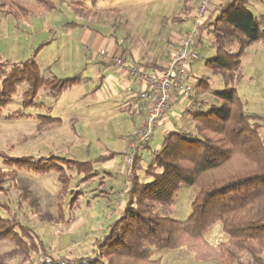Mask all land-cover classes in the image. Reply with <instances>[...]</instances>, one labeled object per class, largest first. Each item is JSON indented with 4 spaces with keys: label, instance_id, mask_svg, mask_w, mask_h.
Wrapping results in <instances>:
<instances>
[{
    "label": "trees",
    "instance_id": "16d2710c",
    "mask_svg": "<svg viewBox=\"0 0 264 264\" xmlns=\"http://www.w3.org/2000/svg\"><path fill=\"white\" fill-rule=\"evenodd\" d=\"M37 4L29 9L40 13L51 8L48 0H37ZM246 4L247 0H228L203 21L196 47L202 43L204 33L212 36L215 55L206 60L205 67L221 85L214 84L216 89H211L208 79H197L194 89L207 93L210 100L191 95L182 122L163 137L160 148L151 149L149 142L137 149L122 209L109 222L102 238L94 242L91 254L67 259L66 264H160L161 258L154 259V252L178 249L187 250L197 261L218 259L234 264L247 254L251 264H263L264 115L246 110L235 85L242 79L240 66L245 49L259 42L264 44V24ZM16 10L28 11L20 2L8 5L6 0H0L3 16H16ZM232 44L237 45L236 51L228 48ZM42 47L43 44L37 48L32 59L0 62V111L12 102L17 89L25 86L20 109L7 114L5 120L25 118L24 110L48 111L38 100L39 92L56 98L74 84V78L42 75L34 61ZM47 114L35 116L38 128L60 124L58 118ZM145 151L148 154L144 159ZM91 176L86 172L82 180ZM14 179V171L0 169V193H5V183ZM181 186L191 187L193 193L189 216L177 221L166 212ZM217 223L227 240L211 246L204 235ZM0 242L12 245L0 254V264L18 257L28 263L34 254L45 252L33 230L21 225L14 215L0 214ZM49 264L59 263L52 258Z\"/></svg>",
    "mask_w": 264,
    "mask_h": 264
},
{
    "label": "rangeland",
    "instance_id": "374dc122",
    "mask_svg": "<svg viewBox=\"0 0 264 264\" xmlns=\"http://www.w3.org/2000/svg\"><path fill=\"white\" fill-rule=\"evenodd\" d=\"M48 1L51 2V8L36 13L30 10L29 6L37 7V0H6L8 5L12 2H20L28 11L16 10L18 13L16 16L9 15L7 17L0 14V62L19 63L33 58L37 46L44 41H37L38 43H36L30 25H34L35 31H38L44 28L45 22L52 21L55 24L56 20L67 19L71 21L77 18L75 12L77 9L71 8V12L66 14L60 12V7L63 6L60 4V0ZM251 4L254 6L253 10L264 17V5L256 0L255 2L251 1ZM170 9L171 7H155L154 4H151L145 21L149 24L151 21L156 24L157 21L163 19L162 17ZM136 10L139 13L141 11V9L136 8L134 14ZM249 10L251 11V8ZM125 15L122 10H118L108 12L107 18L118 23L119 20L126 18ZM189 27V22L178 25L177 31H174L177 33L175 38L183 36V32L191 30ZM107 31L108 28L105 26L100 29V32L104 34ZM211 40V35L204 34L202 43L196 48L199 59L192 65L190 76V84L193 89L199 78L208 79L211 89H216L214 84L215 86L221 85L219 79H216L218 77L205 67L206 60L215 55V47L210 45ZM260 47H264L262 42L254 44L253 48L249 50L245 49L246 56L242 66L243 78L235 86L246 110L252 114L264 115V69L262 68L263 54L260 53V49L263 48ZM228 48L231 51H236L237 45L232 44ZM254 61L257 66H253ZM59 67L61 64L56 65L54 69L58 70ZM74 67L69 68V74L74 72ZM42 75L45 77L44 74ZM24 89V85L19 87L12 98V102L0 111V169L15 172V179L8 180L4 185L6 192L0 193V214L2 216L14 215L21 225L33 230L42 242L45 252L34 254L28 263L21 261L18 257L8 260L7 264H34L40 255L55 254L52 252L54 248L59 251L56 252V255L62 257L65 262L67 259H71L68 251L70 247L78 251V257L87 256L91 254V248H94L92 244L102 238V234L95 230L96 223L103 219L90 217V213H102L99 204L95 203L94 195V193L98 194L100 182L104 180L101 179V170L107 163L114 161L111 181H108L107 185L110 187L112 182L117 188L123 186V153L129 147V138L133 134L135 117L127 112H101V105L96 106V109L93 107L92 110L83 108L85 109L83 115H74L72 112L74 107L70 106L74 100L69 95L65 98L67 96L65 95L66 100L64 98L61 100H64V104L67 105L64 106L65 108H61L60 124L56 127L38 128L35 116L44 113V110H24L25 118L5 120L4 117L7 114L20 109V95ZM191 95L199 100H210L207 93L197 92L195 89ZM45 96L46 93L41 90L38 100H44ZM47 103L50 104L48 101ZM64 109L68 114L63 113ZM261 135L264 138V127L261 130ZM161 138L157 136L151 142L150 146L153 150L156 145H161ZM143 156L144 159L147 158V156ZM4 161H8L7 164L14 167L10 169ZM48 163L49 168L46 169L45 164ZM76 163L83 166L78 167ZM77 171H80L79 178L75 175ZM86 172L92 175L94 173L101 175L96 174L94 177L91 176L90 181L83 182L80 179L84 177ZM80 193H83L85 197L75 202ZM192 193L191 187L181 186L179 188L170 210L166 212L171 219L177 221L187 219L191 210ZM85 203H88L89 207L85 206ZM3 205L4 208L1 207ZM105 212L104 214L107 213ZM107 222L103 223L107 224ZM101 229H105V225ZM204 238L211 246H216L225 242L227 235L223 232L221 225L217 223L205 233ZM11 248L10 243L0 242V254L9 251ZM155 258H161L160 264H229L218 259L197 261L193 254L183 249L160 254L154 252ZM241 263L251 264L247 254L241 255L238 262L234 264Z\"/></svg>",
    "mask_w": 264,
    "mask_h": 264
},
{
    "label": "crops",
    "instance_id": "0c3cea01",
    "mask_svg": "<svg viewBox=\"0 0 264 264\" xmlns=\"http://www.w3.org/2000/svg\"><path fill=\"white\" fill-rule=\"evenodd\" d=\"M200 1L117 0V2H114V0H60V4L63 5L60 7V12L68 14L75 8V10L77 9L75 11L77 18L71 21L67 19L63 21L56 20L55 24L52 21L45 22L44 28L38 31H35L34 25H30L33 30L32 36L35 38L36 43H38L37 41H44L37 46L38 48L43 44V47L36 54L34 61L41 73L45 75V78H74L75 82L63 90L56 98L45 96L47 100L44 99L42 102L49 110L46 111L44 109V113H48L47 115L60 120L61 108L67 105L64 104V100H61L65 95H67L65 98L69 95L74 100L70 105L74 107L72 111L74 115H83L85 110L83 108L92 110L93 107L96 109V106L99 105H101V112H127L135 117L133 134L129 138L130 144L137 129L147 115L148 103L147 101H139L135 98L134 95L140 89V86L115 70L110 65L111 57L122 54L127 58L129 64L138 66L148 74L160 75L170 55L177 50L178 40L182 37V35H177L178 37L175 38L177 33L174 31H177L178 25H183L186 22H189V29L192 28L193 16ZM226 1L228 0H211L209 3L208 17L212 14L214 15V11ZM251 1L255 2V0H247V8H251V12L255 16L264 20L262 15H259L258 12L253 10L254 6L251 4ZM256 1L264 5V0ZM151 4H154L155 7L166 6L167 8L171 7V9L162 17V20L157 21L156 24L151 21L149 24L145 21V17ZM136 8L141 9L140 13L137 10L135 14L133 13ZM118 10H122L124 15L126 13L124 20H119L117 23L107 18L108 12H116ZM102 26L108 28L106 34L100 32ZM188 31L183 32L184 35ZM204 34L210 36L208 33ZM253 46L246 48V50L253 48ZM260 48H263L260 49V53L263 54L262 68L264 69V47ZM245 56L246 53L244 51L241 58V74ZM58 64H61V67L55 70L54 68ZM192 65L188 72L189 83ZM73 66H75L74 72L69 74V68L72 69ZM253 66H257L255 61ZM188 100L189 98L186 100H182L180 97L174 98L173 105L169 111L168 122L159 127L153 139L150 141L149 146L157 136L163 139L165 135L176 130L182 122L183 112ZM47 101L50 103L49 105ZM135 104H137V108L132 110L131 106ZM97 109L99 110L98 107ZM63 113L68 114L66 109L63 110ZM159 148L160 146L156 145L154 150H158ZM147 154V151H145L143 155L147 156ZM113 168L114 161H111L101 170V179L104 180L100 182L101 186L98 188V194L96 195L94 193L95 203L99 204L102 213H90V217L92 218L103 219L96 223L97 227L95 231L100 234L105 231L109 222L118 215V212L122 209L126 201L128 176H125L124 172L122 174L124 183L121 188H117L112 182L110 183V187L107 185V182L111 181ZM80 171L82 170L80 169ZM80 171H77L75 174L78 176L77 178L80 177ZM96 174L101 175L100 173H94L92 176L94 177ZM82 181L87 182L90 179ZM78 196L75 202L85 197L83 193H80ZM85 206L89 207V204L85 203ZM103 222H107V224ZM102 224L105 225V229H101L104 227V225L101 227ZM99 228L100 230H98ZM68 251L70 253L69 258L73 260L80 258L78 257L79 254L76 249L70 247ZM52 252L57 254L56 252L59 251L54 248Z\"/></svg>",
    "mask_w": 264,
    "mask_h": 264
},
{
    "label": "built area",
    "instance_id": "2783aa9c",
    "mask_svg": "<svg viewBox=\"0 0 264 264\" xmlns=\"http://www.w3.org/2000/svg\"><path fill=\"white\" fill-rule=\"evenodd\" d=\"M211 0H201L195 10L192 28L178 40V48L173 52L160 75L144 72L138 66L129 64L122 55L111 57L110 65L123 74L128 80L137 83L140 89L135 93L139 101H147L148 112L137 129L128 149L124 152V174L128 176L132 170L134 155L139 147L149 143L159 127L168 122V115L174 98L186 100L192 93V85L188 82L190 66L199 59L196 50L198 29L208 16ZM132 110L137 104L131 106ZM55 258L59 264H66L62 257L56 254L40 255L34 264H49Z\"/></svg>",
    "mask_w": 264,
    "mask_h": 264
}]
</instances>
